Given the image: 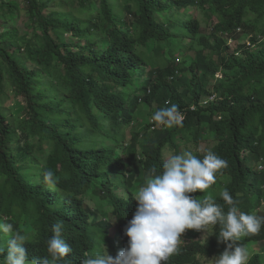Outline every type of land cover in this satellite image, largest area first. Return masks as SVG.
I'll return each mask as SVG.
<instances>
[{
    "label": "trees",
    "instance_id": "1",
    "mask_svg": "<svg viewBox=\"0 0 264 264\" xmlns=\"http://www.w3.org/2000/svg\"><path fill=\"white\" fill-rule=\"evenodd\" d=\"M202 21L212 22L207 35ZM212 93L221 98L200 106ZM168 101L182 126L155 130L149 143L133 136L139 150L121 145L137 107L154 113ZM201 120L213 151L255 173L240 161L264 152V0H0V222L26 236L29 261L49 255L57 221L72 248L58 264L124 243L139 186L160 170L165 145L206 139ZM202 254L211 253L189 242L166 264H199Z\"/></svg>",
    "mask_w": 264,
    "mask_h": 264
},
{
    "label": "clouds",
    "instance_id": "2",
    "mask_svg": "<svg viewBox=\"0 0 264 264\" xmlns=\"http://www.w3.org/2000/svg\"><path fill=\"white\" fill-rule=\"evenodd\" d=\"M230 41L233 40L228 41L229 45ZM175 57V61L180 59L179 54ZM220 98L212 93L201 98L199 105L205 107ZM166 103L171 104L170 101ZM153 109L150 105L136 108L135 119L130 130L125 131L122 146L133 144V136L149 143L155 130L182 126L185 114L178 105L171 104L154 113ZM215 118L219 120L221 115ZM198 127L206 139L197 145L180 143L178 149L165 145L160 170L153 166L144 184L139 186L133 198L135 203L124 218L122 231L126 241L123 243L121 237L114 239L113 254L108 253L111 249L107 250L105 245L103 251L93 255L83 253L80 264H166L189 242H197L211 253L209 256L202 254L199 264L202 260L212 264H247L255 256L262 257L261 264H264V213L261 212L264 211V181L259 177L264 174L263 148L258 147L255 154L240 161L251 163L255 172L245 175L233 170L230 160L221 152L212 150L214 137L213 133H208L209 121L201 120ZM138 143L134 142L133 149L139 150ZM113 176V173L108 175L111 184ZM44 180L55 184L53 172L46 171ZM110 191V195L116 197L114 210L120 211L124 206L122 194L116 188ZM75 220L71 219L72 226H76ZM63 231L62 221L54 223L52 235L46 241L49 255L39 261H29L24 246L26 236L12 223L0 222L2 264H58L72 252L70 239Z\"/></svg>",
    "mask_w": 264,
    "mask_h": 264
},
{
    "label": "rangeland",
    "instance_id": "3",
    "mask_svg": "<svg viewBox=\"0 0 264 264\" xmlns=\"http://www.w3.org/2000/svg\"><path fill=\"white\" fill-rule=\"evenodd\" d=\"M197 12H198V17L201 16V10L200 9H197ZM212 25V22L211 21H208V22H205V21H202L201 22V30L204 32V33H209V29ZM230 45L234 46L235 45V42L234 41H230ZM14 104V100L13 99H8L7 100V105H13ZM207 146H210V143L207 142L206 143ZM87 203H90L89 200H87ZM91 204V203H90ZM115 231L112 230V235H114ZM201 264H212V263H209L207 260H202L201 261Z\"/></svg>",
    "mask_w": 264,
    "mask_h": 264
}]
</instances>
